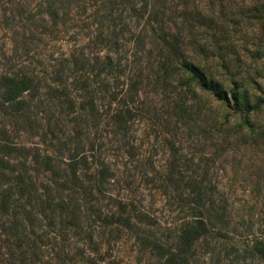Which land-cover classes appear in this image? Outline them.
<instances>
[{"label":"rangeland","instance_id":"rangeland-1","mask_svg":"<svg viewBox=\"0 0 264 264\" xmlns=\"http://www.w3.org/2000/svg\"><path fill=\"white\" fill-rule=\"evenodd\" d=\"M34 2L24 0V7L31 8ZM14 6L0 0V71L19 66L22 56L15 65L16 61L8 57L22 50L20 40L29 35L23 26L26 12ZM150 9L152 13L156 11V17L151 14L149 18L144 13L128 18L123 13L126 16L123 24L127 22L134 33L140 30L148 48L141 49L138 43L140 53L136 54L140 59L136 60L139 57L133 53L135 36L126 31L128 38L121 46L122 62L142 69L137 89H130L136 92L135 99L125 103L131 106V115L123 120L112 115L115 109L125 107L122 99H118L128 88L124 71L120 82L112 76L105 78L110 83L108 92L118 91L115 98L103 96L104 86L98 82L90 85H100L96 93L103 96L96 99L98 112L94 117L78 116L77 111L54 105L50 128L46 112L38 109V124L32 119H18L13 125L6 108L0 110V131L8 134L9 141L31 147L52 139V152L62 158L70 156V151L66 149L68 146L59 151L60 142L54 133L58 137L73 135L81 141L83 149L103 151L116 174L102 193L93 191L91 208L100 217L94 218L92 231L96 240L102 241L103 250L108 248L102 264H163L162 251L143 243L139 235L150 234L149 237L153 235L174 245L182 222L199 214L209 218L215 234L206 242L198 240L193 245L194 250L188 254L189 264H264V259L252 252L236 251L256 238L264 239V0H150ZM6 17L14 20L8 23L9 28ZM160 26L166 36L178 39L186 60L207 76L218 79L228 96L234 88L244 93L249 106L236 107L231 96L229 100L220 98L185 69L180 57H167L168 50L157 37L165 34ZM62 27L66 29L58 31L57 38L33 50L36 53L33 59L42 55L40 51H45V56H57L85 41L81 23ZM76 92L71 89L75 105L79 100ZM23 95L27 96V92ZM59 118H63L61 128ZM74 121L80 124L74 125ZM57 129L64 130V135ZM1 137L0 149L5 142ZM69 144L72 146L73 142ZM30 159L25 166L29 165V174L39 188L48 177L60 180L63 176L65 163L59 162L58 172H51L43 164L31 170ZM10 160L15 164L14 174L9 175L12 182V177L23 168L24 159L11 156ZM53 163L60 166L57 161ZM115 194L149 210L151 218L143 221L132 216L135 227H124L116 235L113 225L99 219L116 211L115 200L110 198ZM198 195L202 196V203L196 202ZM23 200L18 197L19 202ZM22 205L17 204L19 210ZM24 209H28L27 204ZM11 218L0 212V246L3 256H7L0 264L14 259L16 264L22 263L6 248L12 235L3 229L11 224ZM25 223L28 227L29 223ZM45 227L43 222L42 228ZM211 247L215 251H209ZM43 258L49 264L54 262L48 252Z\"/></svg>","mask_w":264,"mask_h":264},{"label":"trees","instance_id":"trees-1","mask_svg":"<svg viewBox=\"0 0 264 264\" xmlns=\"http://www.w3.org/2000/svg\"><path fill=\"white\" fill-rule=\"evenodd\" d=\"M7 1L14 3V8L18 11L26 12L23 26L29 33L20 40L22 50L12 52L8 57L10 61H16L13 64L15 65L22 56L20 59L23 60L19 62V66L10 69L7 67L0 71V110L8 109L6 114H10L13 125L18 119H32L38 124L36 115L38 109L46 112L45 120L47 127L50 128L54 105L65 106L61 109L70 108L77 111L78 116L91 114L94 117L98 112L97 97L107 95L117 97L115 95L118 91L108 92L110 83L105 78L112 76V79L120 82L124 71L125 78L129 81L128 88L120 92L118 99H122L124 104L135 99L136 92H130V89H137L141 82L139 78L142 76V69L132 68L128 61L122 62L121 46L127 41L126 31L135 36L133 53L135 57H139L136 60L140 59V55L136 54L140 53L138 43H141V49L148 48L140 30L134 33L129 29L127 22L123 24L122 21L126 18L123 13L125 12L128 18L130 16L137 18L138 14L142 16L144 13H147L149 18L151 14L156 17V11L151 12L150 0H35L31 8L24 7V0ZM12 21L14 20L11 17L5 18L7 28L8 23ZM76 22L81 23L86 37L81 44H75L78 48L64 50L57 56L51 54L45 56V51H40L42 55L33 59V56L36 57L33 50L38 45H46L48 40L57 38L58 31L66 29L62 26H75ZM160 27L164 30L162 26ZM164 33L157 37L168 50L167 57H180L185 69L220 98L229 100L231 96L236 107L249 106L248 97L244 93L234 88L230 90L231 95L228 96L218 79L207 76L197 65L184 58V52L174 35L169 38L165 30ZM101 50H104L103 53ZM94 82L104 86L103 96L96 93L100 85L90 86ZM71 89L77 91L79 99L77 105L70 95ZM24 92H27V96L23 95ZM123 93L127 95L122 96ZM113 112L115 119L123 120L126 115H131L132 110L130 105L125 104L124 108L115 109ZM62 120L63 118L59 121V127ZM78 124L80 121H74V125ZM53 132L54 129H51L50 133ZM61 132L64 135V130ZM0 135H3L1 138L5 140L3 148L0 149L3 152L0 154V186L6 184L0 188V212L8 213L12 217L11 224L3 229L12 235V241L5 244L7 250L10 249L12 256L14 254L18 256L19 263L22 262L20 264L34 262L49 264L43 260L45 252L53 257L54 262L50 264H102L108 248L103 250L102 241L96 240L92 231L94 218L100 217L95 208H91L93 191L102 193L108 188V184H111L110 178H114L116 174L103 151L98 148L83 149L81 141L74 139L73 135L65 134L58 137L54 133L56 140L60 142L59 151H63L64 146H68L66 149L70 151V156L62 158L58 153L52 152L54 149L52 139L42 142L41 145L44 146L34 144L35 146L31 147L9 141V136L4 130L0 131ZM69 142H73V145L70 146ZM11 156L24 159L21 162L24 164L23 168L12 177V182L9 175L14 174L15 164L10 160ZM28 157L33 163L31 170L36 169L34 166L38 169L40 164H43L51 172H58L61 168L59 162L65 163L66 168L61 170L63 176L60 180L55 179L56 176L48 177L46 182L39 184L41 186L39 188L29 174V165L25 166L30 162ZM56 161L60 166L54 165L53 162ZM19 196L24 200L19 202ZM114 196L116 198H110L115 200L116 211L107 213L99 219L105 224L113 225L116 235L124 227L129 229L135 227L132 216L143 221L151 218L149 210L137 207L132 199L119 197L117 194ZM197 200L196 202L202 203V196L198 195ZM21 203L22 209L19 210L17 204ZM26 204L28 209H24ZM25 221L29 223L28 227ZM209 221L203 214L183 221L178 228L174 245H169L153 235L149 237L150 234H140L139 238L143 243L152 244L158 251H162L160 254L164 256L163 264H189L188 254L194 250L192 247L194 248L197 241L206 242L215 234ZM43 222L47 228H42ZM224 232L217 234L226 235ZM213 249L214 247H211L209 251ZM236 251L252 252L264 259V239L256 238L250 245H243ZM3 254L0 246V263L7 257ZM8 264H16V260H11Z\"/></svg>","mask_w":264,"mask_h":264}]
</instances>
